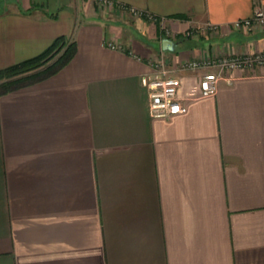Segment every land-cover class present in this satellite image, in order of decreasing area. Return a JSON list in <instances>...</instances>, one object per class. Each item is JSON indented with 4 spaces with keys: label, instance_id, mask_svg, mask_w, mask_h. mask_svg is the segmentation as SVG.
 Listing matches in <instances>:
<instances>
[{
    "label": "crops",
    "instance_id": "obj_1",
    "mask_svg": "<svg viewBox=\"0 0 264 264\" xmlns=\"http://www.w3.org/2000/svg\"><path fill=\"white\" fill-rule=\"evenodd\" d=\"M257 7L8 1L0 68L60 35L75 52L0 95V264H264V65L229 71L208 96L200 78L215 67L180 68L202 52L264 51V28L231 25ZM157 56L177 68L186 111L150 114L141 78Z\"/></svg>",
    "mask_w": 264,
    "mask_h": 264
},
{
    "label": "built area",
    "instance_id": "obj_2",
    "mask_svg": "<svg viewBox=\"0 0 264 264\" xmlns=\"http://www.w3.org/2000/svg\"><path fill=\"white\" fill-rule=\"evenodd\" d=\"M130 11L134 15H146L149 18H154L151 13H145L134 7H131ZM231 25L234 29L251 30L264 28V8H255L250 16L237 18L232 21ZM218 28L219 26L214 23H205L199 27V29L204 31H213ZM197 31V28H193L187 30L185 35L192 36ZM255 65H264V51L220 56L202 52L194 59L183 61L180 64V68L215 67V70L202 74L200 78L201 95L208 96L216 92L222 80L231 79L230 75H227L229 71ZM151 66L152 71L145 73L141 78L142 85L148 90L150 114L153 117H169L175 113L186 111L185 100L178 94L181 79L174 72L177 68L166 65L158 56L153 58Z\"/></svg>",
    "mask_w": 264,
    "mask_h": 264
},
{
    "label": "trees",
    "instance_id": "obj_3",
    "mask_svg": "<svg viewBox=\"0 0 264 264\" xmlns=\"http://www.w3.org/2000/svg\"><path fill=\"white\" fill-rule=\"evenodd\" d=\"M74 52V42H68L64 35H60L38 55L0 68V95L57 71L72 58Z\"/></svg>",
    "mask_w": 264,
    "mask_h": 264
},
{
    "label": "water",
    "instance_id": "obj_4",
    "mask_svg": "<svg viewBox=\"0 0 264 264\" xmlns=\"http://www.w3.org/2000/svg\"><path fill=\"white\" fill-rule=\"evenodd\" d=\"M162 44H163V48L164 49H170V50H173L174 47H175V44H176V41L172 38H169V37H165L163 40H162Z\"/></svg>",
    "mask_w": 264,
    "mask_h": 264
},
{
    "label": "rangeland",
    "instance_id": "obj_5",
    "mask_svg": "<svg viewBox=\"0 0 264 264\" xmlns=\"http://www.w3.org/2000/svg\"><path fill=\"white\" fill-rule=\"evenodd\" d=\"M8 1H10V0H0V10L1 9H4L6 7V4H7ZM25 85H27V84L26 83H23V84L20 85V87H23Z\"/></svg>",
    "mask_w": 264,
    "mask_h": 264
}]
</instances>
